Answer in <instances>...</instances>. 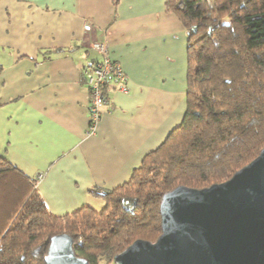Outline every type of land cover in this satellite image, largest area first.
<instances>
[{
  "label": "crops",
  "instance_id": "0c3cea01",
  "mask_svg": "<svg viewBox=\"0 0 264 264\" xmlns=\"http://www.w3.org/2000/svg\"><path fill=\"white\" fill-rule=\"evenodd\" d=\"M95 41L122 67L127 92L106 88L91 132L83 72L103 61ZM187 46L166 0H0V156L38 180L53 215L103 210L92 192L130 181L181 125Z\"/></svg>",
  "mask_w": 264,
  "mask_h": 264
},
{
  "label": "trees",
  "instance_id": "16d2710c",
  "mask_svg": "<svg viewBox=\"0 0 264 264\" xmlns=\"http://www.w3.org/2000/svg\"><path fill=\"white\" fill-rule=\"evenodd\" d=\"M188 35L186 113L127 183L105 201L55 216L31 180L0 156V264H46L67 234L88 264H115L137 240L162 234L161 200L179 186L228 181L264 149V0H166ZM0 65V71L2 70Z\"/></svg>",
  "mask_w": 264,
  "mask_h": 264
},
{
  "label": "water",
  "instance_id": "95a60500",
  "mask_svg": "<svg viewBox=\"0 0 264 264\" xmlns=\"http://www.w3.org/2000/svg\"><path fill=\"white\" fill-rule=\"evenodd\" d=\"M160 211L159 238L137 240L115 264H264V149L224 183L167 192ZM45 262L88 264L67 234L51 239Z\"/></svg>",
  "mask_w": 264,
  "mask_h": 264
},
{
  "label": "built area",
  "instance_id": "2783aa9c",
  "mask_svg": "<svg viewBox=\"0 0 264 264\" xmlns=\"http://www.w3.org/2000/svg\"><path fill=\"white\" fill-rule=\"evenodd\" d=\"M84 29L86 33H91L94 28L92 24L88 23ZM90 48L103 57L102 62L86 68L83 72L86 87L91 96L89 130L93 132L95 125L102 116L103 107L109 102L105 95L106 88L113 86L114 89L122 93L127 92V88L125 86L126 75L122 67L111 60L108 45L95 41L90 44ZM38 178L40 179V176Z\"/></svg>",
  "mask_w": 264,
  "mask_h": 264
},
{
  "label": "rangeland",
  "instance_id": "374dc122",
  "mask_svg": "<svg viewBox=\"0 0 264 264\" xmlns=\"http://www.w3.org/2000/svg\"><path fill=\"white\" fill-rule=\"evenodd\" d=\"M102 264H106V263L103 262Z\"/></svg>",
  "mask_w": 264,
  "mask_h": 264
}]
</instances>
